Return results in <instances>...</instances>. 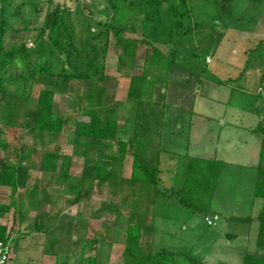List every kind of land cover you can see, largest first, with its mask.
Returning <instances> with one entry per match:
<instances>
[{
	"label": "rangeland",
	"instance_id": "374dc122",
	"mask_svg": "<svg viewBox=\"0 0 264 264\" xmlns=\"http://www.w3.org/2000/svg\"><path fill=\"white\" fill-rule=\"evenodd\" d=\"M114 2L6 0L4 14L0 3V17L21 28L7 34V43L13 39L33 46L42 32L39 62L49 72L37 77L29 97L0 95V163L17 165L22 174L17 186L0 185V206L7 208L0 209V224L11 247L8 264H55L56 255L79 264L82 253L95 256L97 264H133L125 252L129 224L142 226L141 251L163 247L194 254L205 264H240L238 253L212 246L208 236L245 232L244 224L229 223L226 216H255L262 206L255 195L261 141L254 127L264 123V0L150 1L135 31L121 39L109 32L105 38L98 34V23L109 22ZM56 15L72 32L70 39L67 33L56 35L57 46L48 36ZM133 38H148L170 55L162 126L151 133L146 149L148 163L158 157L155 187L129 179L137 102L128 93L138 87L136 78L150 52ZM74 48L79 56L70 53ZM88 51L99 53L102 74L91 81L59 77L63 68L82 70ZM41 88L54 89V111L65 118L58 135L39 134L29 124ZM103 107L116 120V138L127 143L122 158L116 141L73 134L74 120L88 121L86 112L102 113ZM10 135L15 140L3 146ZM98 149L115 157L103 182L93 176ZM45 150L59 155L52 171L41 169ZM191 158L225 162L213 189L192 176L187 181L194 191L182 190ZM215 210L221 217L208 225L204 213L212 216ZM257 223L250 225L248 251L256 244Z\"/></svg>",
	"mask_w": 264,
	"mask_h": 264
},
{
	"label": "trees",
	"instance_id": "16d2710c",
	"mask_svg": "<svg viewBox=\"0 0 264 264\" xmlns=\"http://www.w3.org/2000/svg\"><path fill=\"white\" fill-rule=\"evenodd\" d=\"M159 1L166 4L169 0H115L112 6V12L110 14V20L108 23L99 22L101 30L98 31L100 36L108 37V33L111 32L117 39L123 38L125 32L135 31L136 23L143 19L139 16L145 13V8L148 2ZM174 2L177 0H173ZM6 0H0L2 3V14H4V4ZM164 7L166 5H163ZM169 16L172 19L175 15L174 7L169 9ZM59 17V19H58ZM59 20V21H58ZM61 21V22H60ZM21 28H12L4 18L0 17V95L12 94L29 97L31 89L37 77L40 75L48 74L41 67L39 58L43 52V39L42 32L34 40L33 46H28L26 42H15L10 39L7 43L8 33H17ZM65 31V32H64ZM67 33L69 39L71 38V29L68 23L62 16H55L52 24L49 25L48 36L53 42V45L57 46L56 35H65ZM8 34V35H7ZM15 35V34H14ZM10 36V35H9ZM54 37V38H53ZM64 37V36H63ZM134 41L143 42L148 45L150 52L144 55V69L138 79V87L134 91H129V96L134 97L137 102L135 110V126L133 135V146L131 149V172L130 181L133 183L141 182L152 185L157 184V156H154L153 162L148 163L146 160V149L150 144L151 133H159L162 126V118L164 115L165 106L164 103L165 92L162 90L165 86V80L167 71L170 66V55H164L159 48L153 45L148 38L135 39ZM91 51H95L90 42ZM88 51L87 60H82L83 68L79 71H72L63 68L59 77L64 81H91L96 75L102 74V63L98 59L99 53ZM97 51V50H96ZM73 53L79 56V52L74 48ZM264 75L262 76V79ZM101 79V76L99 77ZM158 86H161L160 88ZM157 94L155 97L154 95ZM96 104V107H99ZM54 89L41 88L38 91L35 107L29 113L30 126L34 131L39 134L49 133L58 135L62 131V127L65 123V118L62 114H57L54 111ZM99 109V108H97ZM89 114V120H74L73 121V134L77 139L88 140H113L116 141L120 157H124L127 152V143L124 140L116 138V120L111 118L109 114V108L103 107L102 113L92 109ZM254 131L258 134L261 141L259 158L257 163V169L259 178L255 195L262 198V206L259 209L257 215L252 217H236L229 216L227 220L229 223L241 222V224L250 223L252 220L258 222V232L256 237V245L258 250L254 253H245L242 257L243 264H264V254H262L264 245V123L259 122L254 127ZM15 140V135H10V138L6 140L3 145L9 144ZM15 143L13 145L15 146ZM58 153L56 150H45L43 152V160L41 169L44 171H52L55 169L58 161ZM112 155L104 154L101 149H98V159L93 166V176L99 179V182H103L107 179L109 171L107 165L110 160H114ZM203 162L205 167L201 166ZM223 160H203L199 158L189 159L187 166L186 181L182 187V190L194 191L189 187L190 177L204 178V182L214 183L224 166ZM18 177H22L21 168L14 164L0 163V185L1 186H17ZM198 184H201L198 183ZM200 185H198L199 187ZM207 189V192L211 191ZM184 205L187 203L184 199H180ZM0 209L7 210L6 207L0 206ZM207 213H204L206 217ZM235 224V223H233ZM141 230L140 224H129L126 229L125 235V252L130 256V262L133 264H205L198 256L188 253L173 251L168 248H159L156 250L148 248L147 251H141L139 248L141 242ZM233 232H228V236ZM5 225L0 224V240H6L7 235ZM57 260L55 264H67L66 260H60L61 255H56ZM79 264H97V258L93 255L81 254ZM216 264H227L225 262H218Z\"/></svg>",
	"mask_w": 264,
	"mask_h": 264
},
{
	"label": "crops",
	"instance_id": "0c3cea01",
	"mask_svg": "<svg viewBox=\"0 0 264 264\" xmlns=\"http://www.w3.org/2000/svg\"><path fill=\"white\" fill-rule=\"evenodd\" d=\"M258 154H259V152H258ZM258 158H259V155H258ZM258 211H257V213H258ZM257 213H256V215H257ZM213 214H216L218 216V218L215 220V222H216L221 217L220 216L221 213L219 211L215 210V211H213ZM232 216L240 217L241 215H235L234 214ZM255 216H243V218L244 217H252V218H254ZM226 217H229V215L226 216ZM252 221L250 223H246L245 222V224H244L245 227H243V229L244 228L245 229L244 230H241V231H245L243 233H240L239 231H237V232H233L229 236L227 235L228 232L227 233H225V232L224 233H220V232L217 233V232L214 231V232L210 233V235L208 236L210 244L212 246H214V247L215 246H220V247H225V248H227V249H229L231 251L232 250L235 251L240 256L239 263L240 264H243L242 263V257H243V255L245 253H254V252H256L258 250V246L255 244V246H253L252 251H248V247L249 246H248V241H247V235H248V232L250 231V225H251ZM215 222L212 225H214ZM233 223L241 224V222H234V220H233ZM241 226H243V225L241 224ZM257 232H258V223H257ZM257 232H256V237H257ZM216 248H219V247H216ZM216 263H218V261H214L213 264H216ZM225 263H227V264H233V263H229V262H225Z\"/></svg>",
	"mask_w": 264,
	"mask_h": 264
},
{
	"label": "built area",
	"instance_id": "2783aa9c",
	"mask_svg": "<svg viewBox=\"0 0 264 264\" xmlns=\"http://www.w3.org/2000/svg\"><path fill=\"white\" fill-rule=\"evenodd\" d=\"M218 218L216 214L206 216L205 221L208 225H212ZM11 259V247L8 239L0 240V264H8Z\"/></svg>",
	"mask_w": 264,
	"mask_h": 264
}]
</instances>
